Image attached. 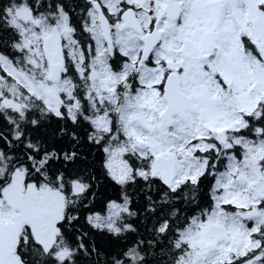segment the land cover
Listing matches in <instances>:
<instances>
[{"label":"snow or ice","instance_id":"1","mask_svg":"<svg viewBox=\"0 0 264 264\" xmlns=\"http://www.w3.org/2000/svg\"><path fill=\"white\" fill-rule=\"evenodd\" d=\"M0 264H264V0H0Z\"/></svg>","mask_w":264,"mask_h":264}]
</instances>
